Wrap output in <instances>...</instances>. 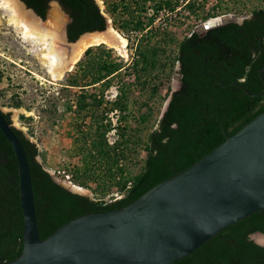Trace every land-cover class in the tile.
Segmentation results:
<instances>
[{
  "label": "trees",
  "instance_id": "trees-1",
  "mask_svg": "<svg viewBox=\"0 0 264 264\" xmlns=\"http://www.w3.org/2000/svg\"><path fill=\"white\" fill-rule=\"evenodd\" d=\"M21 1L37 16L45 17V4L49 0ZM59 1L71 19L66 29L69 42L76 41L83 33L105 29V17L93 0ZM103 3L106 14L116 19L121 31L133 30L140 35L146 32L138 40L130 63L112 61L113 51L101 44L88 48L75 65L74 75L69 76L66 86L83 90L74 115L79 120L76 125L79 139L84 147H89L82 158L83 164H91L85 174L74 176V183L89 188L87 181L99 180L101 176V189L107 193L116 185L122 197L105 202L62 188L35 161L36 146L21 131L12 128L28 159L42 240L72 219L132 203L222 143L225 140L222 130L227 136L234 135L264 111V94L250 97L245 93L256 94L264 89L259 79V71L264 67V9L251 10L240 24L215 27L203 35L192 32L178 43L170 63L163 45L169 42L168 38L171 41L170 34L164 33L165 40L161 41L157 39L159 34L148 28L159 12L175 11L179 0H103ZM185 5L192 9L191 0ZM170 64L172 70L179 66L180 87L172 93L168 88V105L142 144L140 133L153 112V106L144 96L158 94V81ZM112 79L119 86L112 109L120 112L118 120L124 125L117 127V138L109 145L105 134L110 126L102 122L106 111L103 90L114 83ZM96 84L101 85V94L84 92ZM91 104L102 107L104 113L86 125L85 111ZM71 107L67 104L69 111ZM4 117L10 123L9 115ZM137 147L143 148L145 157L139 172L133 173L119 162L127 155L129 159ZM18 205L17 162L0 132V262L12 261L22 253L23 216ZM254 233L264 235V210L228 227L191 256L173 264H264V246L250 239Z\"/></svg>",
  "mask_w": 264,
  "mask_h": 264
},
{
  "label": "water",
  "instance_id": "water-1",
  "mask_svg": "<svg viewBox=\"0 0 264 264\" xmlns=\"http://www.w3.org/2000/svg\"><path fill=\"white\" fill-rule=\"evenodd\" d=\"M18 1L38 20L47 17L48 13L41 18L21 0ZM62 15L67 48L81 36L101 33L108 26L105 19L104 30L83 33L76 41L69 42L66 26L71 19L64 13ZM244 19L223 15L208 20L194 32L203 35L209 29L230 23L240 24ZM69 55L70 51L65 56V65ZM263 73L264 67L259 71V79L264 85ZM179 77L180 71L176 68L175 79L178 81ZM173 91L175 89L171 93ZM245 93L260 97L264 89L256 94ZM169 100L170 97L164 111ZM12 128L0 110V132L17 162L18 209L23 216L22 253L16 259L0 264H173L191 256L228 227L264 210L263 111L234 135L227 136L222 130L225 137L222 143L132 203L72 219L42 240L38 233L28 159ZM36 161L39 163L37 158ZM51 177L62 188L88 196ZM256 235L264 239L261 233L252 234L250 239L264 246L253 237Z\"/></svg>",
  "mask_w": 264,
  "mask_h": 264
},
{
  "label": "rangeland",
  "instance_id": "rangeland-1",
  "mask_svg": "<svg viewBox=\"0 0 264 264\" xmlns=\"http://www.w3.org/2000/svg\"><path fill=\"white\" fill-rule=\"evenodd\" d=\"M179 1V6L175 11L168 13L164 10L160 19L156 18L148 28L153 32L156 31L159 34L157 39L161 41L165 40L164 33L170 34L171 41L168 38L169 42L163 43L170 63L177 51L178 43L195 29L201 28L208 20L223 15H235L237 18L243 19L253 9H264V0H191L192 9L185 5L189 0ZM95 2L108 22L107 28L113 29L126 40V48L123 53L102 44L106 50L113 51L110 54V59L112 61L120 59L123 63H130L131 58L135 55L136 44L142 34L145 36L146 30L141 35L133 30L125 31L123 29L121 31L116 19L113 20L106 14L103 0H95ZM54 8H57L55 3H51L43 23L51 19L49 12ZM8 20L9 17L0 10V110L4 114H8L12 126L21 131L36 146L38 152L36 158L56 180L70 183L71 186L81 189V194L88 195L95 200L113 202L120 199L122 193L118 191L116 185H112L107 193L101 189L100 180L103 178L101 176L99 180L89 179L87 181L91 189L74 183V176L85 174L91 165L83 164L82 158L89 147H84L79 139L80 133L76 128L79 120H76L74 115L79 105L76 103L78 96L82 94L83 90L66 86L70 81L69 76L74 75L75 65L82 60L83 55L71 70L64 72L60 79L53 80L49 68L36 54L33 43L25 42ZM160 44L162 43L160 42ZM176 68L175 66L172 70L170 64L166 72L161 75V79L158 81L159 92L156 96L151 97L148 94V96H144V100L153 106V112L150 121L140 133L142 144L145 143L148 133L156 126L157 120L164 111L168 100L166 96L168 88L176 90L178 87V81L175 79ZM131 72L130 70L129 73ZM112 81L114 83L103 90L105 102L103 108L106 106V111H104L105 117L102 118V122L110 126L105 134L109 145H112L117 138V127L124 125L118 120L120 112L112 109L113 105L111 104L115 101L119 90V86L115 83L117 80L112 79ZM126 81L128 82V78ZM100 90H102L101 85L96 84L84 92L101 94ZM137 95H139L138 92ZM69 103L72 105L70 111L67 108ZM85 112L86 125L94 123L104 113L102 107H94L92 104ZM83 148L85 150H82ZM144 157L143 148L137 147L136 152L133 151L129 159L127 155L119 163L125 165L129 171L136 173L139 172ZM253 237L258 239L257 235ZM258 240L260 243H264V239L259 238Z\"/></svg>",
  "mask_w": 264,
  "mask_h": 264
},
{
  "label": "bare ground",
  "instance_id": "bare-ground-1",
  "mask_svg": "<svg viewBox=\"0 0 264 264\" xmlns=\"http://www.w3.org/2000/svg\"><path fill=\"white\" fill-rule=\"evenodd\" d=\"M0 10L9 17V24L16 29L23 40L33 43L36 54L49 68L53 80L60 79L65 70L76 63L90 47L105 44L122 53L126 48V40L113 29L108 28V31L106 29L101 33L83 35L75 44L67 48L63 33L65 18L58 8L49 12L51 19L46 23L39 22L18 0H0ZM68 51H70L69 61L65 65L64 59ZM70 187L76 192H82L79 188L71 185ZM259 238L261 237L258 236ZM258 239L257 242L260 243Z\"/></svg>",
  "mask_w": 264,
  "mask_h": 264
},
{
  "label": "flooded vegetation",
  "instance_id": "flooded-vegetation-1",
  "mask_svg": "<svg viewBox=\"0 0 264 264\" xmlns=\"http://www.w3.org/2000/svg\"><path fill=\"white\" fill-rule=\"evenodd\" d=\"M44 1L45 0H41V2L42 3H44ZM94 1V0H93ZM95 2V1H94ZM51 3H55V5H56V7L59 9V11L60 12H62V13H64V14H66V15H68V13L63 9V7H62V5H61V3H60V1L59 0H49L45 5H46V13H45V15L48 13V10H49V8H50V4ZM97 5V4H96ZM36 14V13H35ZM69 16V15H68ZM69 24V23H68ZM68 24H67V26H68ZM67 26H66V29H67ZM176 67L179 69V66H178V64L176 65ZM180 87V83H179V80H178V87H177V89ZM176 89V90H177ZM14 128V127H13ZM16 129V128H15ZM25 137V136H24ZM26 138V137H25ZM35 161H36V158H35ZM37 162V161H36Z\"/></svg>",
  "mask_w": 264,
  "mask_h": 264
},
{
  "label": "built area",
  "instance_id": "built-area-1",
  "mask_svg": "<svg viewBox=\"0 0 264 264\" xmlns=\"http://www.w3.org/2000/svg\"><path fill=\"white\" fill-rule=\"evenodd\" d=\"M162 12H163V11L159 12V14H158V16H157V20L160 19L161 15H162ZM157 20H156V21H157Z\"/></svg>",
  "mask_w": 264,
  "mask_h": 264
}]
</instances>
